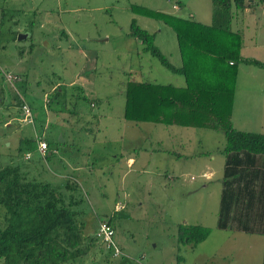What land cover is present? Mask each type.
<instances>
[{
    "label": "rangeland",
    "instance_id": "obj_1",
    "mask_svg": "<svg viewBox=\"0 0 264 264\" xmlns=\"http://www.w3.org/2000/svg\"><path fill=\"white\" fill-rule=\"evenodd\" d=\"M262 5L254 19L231 21V32L241 39L245 33L243 58L256 55L264 61V49L252 46L264 40ZM132 7L210 24V0H0V73L5 82L15 78L25 87L24 98L34 109L26 104L32 123H24L10 89L18 92L17 84L0 81V167L18 165L27 179L53 186L73 183L74 189L62 190L61 196L84 223L81 243L88 251L72 264H262V220L249 215L245 221L247 228L256 226L254 233L236 229L235 216L231 228L216 227L222 133L123 119L127 81L184 87L181 76L141 52L128 28L134 20L153 34L154 45L178 68L175 33L160 20L135 14ZM257 70L239 65L236 113L252 101L264 105V71ZM57 87L62 97L47 109ZM245 118L253 122L251 129L261 125L264 133V115L259 124V118ZM34 132L43 134L56 153L40 156ZM22 138L27 142L20 143ZM259 166L257 159L251 168ZM108 221L117 257L95 239L99 223ZM179 226L205 227L210 233L196 245L185 239L181 243Z\"/></svg>",
    "mask_w": 264,
    "mask_h": 264
},
{
    "label": "trees",
    "instance_id": "obj_2",
    "mask_svg": "<svg viewBox=\"0 0 264 264\" xmlns=\"http://www.w3.org/2000/svg\"><path fill=\"white\" fill-rule=\"evenodd\" d=\"M210 3L209 25L142 7L131 8L135 14L160 20L171 27L181 61L178 68L154 45L153 34L139 28L134 20L130 21L128 37L141 46L142 53L155 58L171 74L181 76L184 87L127 81L123 119L221 132L224 144L220 153L224 162L216 227L226 229L235 216L239 224L236 229L254 233L256 226L247 228L244 223L251 215L250 218L262 220L264 225V134L233 129L231 109L237 66L244 64L264 71V64L241 58V35L230 30L234 15L248 7L247 1L210 0ZM0 76L3 84H17L19 93L13 86L9 87L19 112L23 103L34 110L24 98L25 87L18 82H5L2 72ZM57 89L48 97L47 109L51 107L49 102H57L62 97V91ZM40 128L45 130L44 122ZM36 136L45 142L47 149L52 146L46 138L44 140L43 134ZM257 159L260 166L251 168ZM73 189L69 180L62 186H53L27 179L18 165L0 167V264H72L86 255L88 247L81 243L84 223L77 217L78 213L70 209L71 203L65 204L61 196L62 190ZM106 223L111 225L109 221ZM178 232L179 242L184 243L185 239V243L196 245L207 238L210 230L179 226ZM258 232L264 238V228Z\"/></svg>",
    "mask_w": 264,
    "mask_h": 264
},
{
    "label": "crops",
    "instance_id": "obj_3",
    "mask_svg": "<svg viewBox=\"0 0 264 264\" xmlns=\"http://www.w3.org/2000/svg\"><path fill=\"white\" fill-rule=\"evenodd\" d=\"M246 1H247V4H248V7L245 8L242 13L234 15V17L236 19L238 17L244 19V21L247 20L248 18L254 19L253 15H254L255 11L258 10V7H260V6H257V5H262L264 3L261 0H246ZM261 7H263V5ZM260 12H263V10L262 11L260 10ZM209 22H210V18H209ZM230 28H231V26H230ZM244 28H245V31H247L248 26L246 25V23H245V27ZM245 38H246L245 37V33L243 32L242 45H241V49H240V57L241 58H243L241 53L246 48L247 41L245 40ZM252 46L253 47L256 46L258 48L264 49V40L261 41L260 43H257L256 41H254V42H252ZM243 59H254V60L261 61V62L264 63V61L259 59L256 55H254L253 57H247V58L244 57ZM238 68H239V65L237 66L236 77H237V73H238ZM257 71H260V70H257ZM234 87L236 88V78H235ZM234 92H235V90H234ZM239 92L244 93V94H246L247 92L249 94L251 93L250 91H246V90H239ZM260 95L264 96L263 93H260ZM234 99H235V96L233 98V104H232V109H231V125H232V128H235V126H237L238 129H239L238 131L251 132V133H257V134H264V133H261L259 131L262 128L261 125L258 127L259 129L253 130V129H251V126H252L251 124H253V122H251V120H247L248 118L241 119L245 114H249L252 118H254V117H255V119L259 118V120H257L256 123H258V124L261 123L260 120H261L262 116L264 115L263 114L264 113V105H255L254 104L255 101H252L253 103H250L249 105L246 106V108L244 109L245 111L244 110H240V111H238L236 113L235 112V104H234L235 101H234ZM234 116H235V118H234ZM45 122H46V119H45ZM243 128H245V129H243ZM22 139H24V138H22ZM35 148H36V144H35ZM53 153H56V149L53 146H50L48 148L47 155L48 154H53ZM129 161H130V159H129ZM77 169L78 168H72L71 170L74 171V170H77Z\"/></svg>",
    "mask_w": 264,
    "mask_h": 264
},
{
    "label": "built area",
    "instance_id": "obj_4",
    "mask_svg": "<svg viewBox=\"0 0 264 264\" xmlns=\"http://www.w3.org/2000/svg\"><path fill=\"white\" fill-rule=\"evenodd\" d=\"M14 80L15 78H13V80L10 79L8 80L7 78L8 82H12V81L14 82ZM21 116H22V121H24V123L26 124L32 123V117L30 115L29 107L25 103H23L21 106ZM34 137L36 138L37 136ZM35 144H36V151L38 152V154L40 156H44L47 151V146L45 142H43L40 139L38 140L36 138ZM25 159H30L29 154L25 155ZM112 237H113V230L111 229V227L105 222L99 223L95 238L98 240L100 244H102L106 249H108L111 252V255L113 257H117L120 254V252L118 248L114 245L112 241Z\"/></svg>",
    "mask_w": 264,
    "mask_h": 264
},
{
    "label": "water",
    "instance_id": "obj_5",
    "mask_svg": "<svg viewBox=\"0 0 264 264\" xmlns=\"http://www.w3.org/2000/svg\"><path fill=\"white\" fill-rule=\"evenodd\" d=\"M23 38H25V36H23V35H22V36H18V37H17V40H21V39H23Z\"/></svg>",
    "mask_w": 264,
    "mask_h": 264
}]
</instances>
